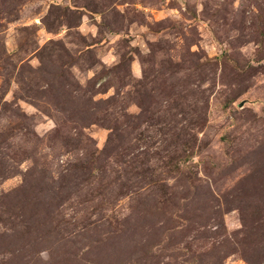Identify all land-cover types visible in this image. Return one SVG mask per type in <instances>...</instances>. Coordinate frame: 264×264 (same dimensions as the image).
I'll use <instances>...</instances> for the list:
<instances>
[{"label":"rangeland","instance_id":"1","mask_svg":"<svg viewBox=\"0 0 264 264\" xmlns=\"http://www.w3.org/2000/svg\"><path fill=\"white\" fill-rule=\"evenodd\" d=\"M0 264H264V0H0Z\"/></svg>","mask_w":264,"mask_h":264}]
</instances>
